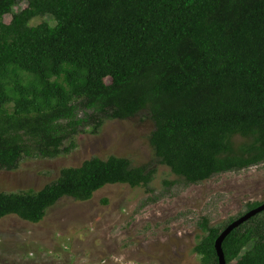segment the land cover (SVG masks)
Returning <instances> with one entry per match:
<instances>
[{
  "label": "trees",
  "instance_id": "1",
  "mask_svg": "<svg viewBox=\"0 0 264 264\" xmlns=\"http://www.w3.org/2000/svg\"><path fill=\"white\" fill-rule=\"evenodd\" d=\"M45 17L54 25H32ZM143 112L155 157L187 184L263 164L264 0H0V172L68 154L86 129ZM153 174L92 158L38 191L0 193V220L39 224L64 197L147 187ZM262 214L224 240L226 264H264ZM243 215L201 219L200 264H218L216 240Z\"/></svg>",
  "mask_w": 264,
  "mask_h": 264
},
{
  "label": "rangeland",
  "instance_id": "2",
  "mask_svg": "<svg viewBox=\"0 0 264 264\" xmlns=\"http://www.w3.org/2000/svg\"><path fill=\"white\" fill-rule=\"evenodd\" d=\"M25 7L21 3L15 10ZM42 22L54 25L50 17L32 25ZM153 130L146 112L105 121L96 133L88 128L77 135L68 154L24 158L15 171H1L0 193L38 191L62 169L92 158H127L132 167L154 174L147 187L105 186L86 202L64 197L39 224L1 219L0 264H200L193 249L202 237V218L219 226L245 215L248 203H264V163L190 185L159 163L149 143Z\"/></svg>",
  "mask_w": 264,
  "mask_h": 264
},
{
  "label": "water",
  "instance_id": "3",
  "mask_svg": "<svg viewBox=\"0 0 264 264\" xmlns=\"http://www.w3.org/2000/svg\"><path fill=\"white\" fill-rule=\"evenodd\" d=\"M262 212H264V203L258 208L247 212L245 215L235 220L220 234V236L218 237L215 243V249L218 256V264H226L224 253L222 250V244L224 240L227 238V236H229L233 230L240 227L241 225L249 221L252 217H255L256 215Z\"/></svg>",
  "mask_w": 264,
  "mask_h": 264
}]
</instances>
